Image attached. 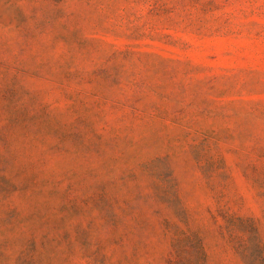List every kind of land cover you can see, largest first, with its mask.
<instances>
[{"label":"rangeland","instance_id":"rangeland-1","mask_svg":"<svg viewBox=\"0 0 264 264\" xmlns=\"http://www.w3.org/2000/svg\"><path fill=\"white\" fill-rule=\"evenodd\" d=\"M0 264H264V0H0Z\"/></svg>","mask_w":264,"mask_h":264}]
</instances>
